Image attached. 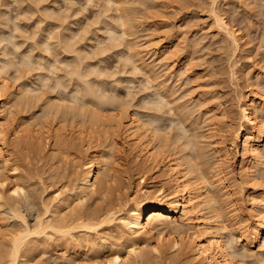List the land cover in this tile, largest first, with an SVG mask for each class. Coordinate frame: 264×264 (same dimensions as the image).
Returning a JSON list of instances; mask_svg holds the SVG:
<instances>
[{
  "label": "bare ground",
  "instance_id": "6f19581e",
  "mask_svg": "<svg viewBox=\"0 0 264 264\" xmlns=\"http://www.w3.org/2000/svg\"><path fill=\"white\" fill-rule=\"evenodd\" d=\"M46 1L47 0H45V2ZM112 1L117 2V6H116L117 14H115L116 17H113L114 18L113 20H117V21H112V19L110 18H109V21H107L108 18H106L107 17L106 15L102 22L105 23V21H107L105 26L108 24L107 25L108 27L106 26V29H105L103 28L104 26L102 25V28L100 26L99 29L100 31H103V29L107 30V32L109 33V36H108L109 40L115 39L117 41V38L119 40L122 39V38L120 39V37H122L120 35L124 36V34H129V33L135 34L137 32L136 31L137 29L135 30L134 29L135 27L134 26L132 27V24L134 25L135 23V22L133 23L132 21H134V18H135L134 16L136 15V12L133 11L135 10L134 9L135 6L133 7V9L132 8L130 9L129 7V10L133 12L129 11L127 7L125 8L124 4L122 3V2H125L124 0L123 1L122 0H112ZM142 2L146 3V2H150V0L149 1L146 0L145 2L144 0H141V3ZM212 3H213V5H211L212 10L214 12L215 20L218 23L219 30L223 32L224 36L227 37L225 38L229 40L232 43L233 47H235V49L237 50V47H239L241 43L240 42L241 36L238 33L239 31L237 32L236 29L231 28L228 25V22L225 21L224 18L218 13V10L215 9L216 0H213ZM52 7L53 6H51V8ZM46 8L47 10L50 9L48 6ZM3 9L0 11L1 17L4 16V13L6 14L5 12L6 10L5 9L3 10ZM106 11H108V9ZM44 12L45 10L43 11V13ZM130 12L131 14H133L132 18H131ZM40 13L42 14V12ZM48 14H50V12ZM52 15L50 16L52 17ZM109 15L108 17H111ZM40 17H43V16L41 15ZM55 19L57 18H54V20ZM56 21L58 22V19L55 20L54 22L56 23ZM40 22H43V21H40ZM55 23L52 25H56L55 27H57V24ZM58 23H60L58 24V26H60L61 21ZM118 26H120L121 29H118L117 28ZM57 28L58 30L59 28L61 29V27H57ZM68 28L69 26L68 27L65 26L64 29L67 30ZM36 30L35 32H38V30L37 31ZM56 30L53 33L55 34V36L51 34V36L53 35L52 37L56 38L55 42H53V40L52 42H50L51 39H48L47 37H45L49 41L47 39L42 38L41 44L43 42L42 45L45 46V49H48V50L54 49L57 55L62 54V52L66 53V55L64 56L63 62H65V64H68L69 67L70 66L72 67L71 69L72 73L70 71V76L68 77H71L70 79L74 78L77 81L76 82L73 80L76 83L75 86L74 84L70 86L74 82L70 83L71 80H69L68 78L67 80L66 79L67 76L65 77V75L63 76V74L61 73H56L55 71L53 72V70L57 66L55 65L54 69L52 68V66L55 64L53 61L52 62L54 64H52L51 62V66H50L49 64L50 62H49L47 63V66L44 67V65L46 64L45 62H43V60H40L41 58L40 59L37 58V60L33 58L34 56H32L31 54H34L33 49L35 50V47L32 49L33 53H31L29 49L31 56L26 55L23 59L21 58L23 63L21 64L18 63L16 59H15L16 60L15 62L13 59V54L5 50L6 49L5 43L7 42L6 40H8V38L10 39L12 35L10 37L6 36L7 31H5V29L0 28V185L4 186L7 183V177L5 174H3V172H1V170L5 169V167L8 166L7 164L9 163V161L11 163L10 159H12L10 156L11 154L6 152L8 148V140H9L8 137L10 135H12V140L17 145H20V144L22 145V143L24 142L25 144L27 143L29 144V140H31L30 143H33L34 141L35 143L34 145L38 144L37 146L39 145L43 146V144H45L46 142V138L48 137V135L52 134L53 139H54V149H66L67 150V149H72L77 144L78 145L84 144L85 146L89 147L90 150H87V152L89 151L87 153V160L83 162V165H84L83 170L77 176V182H76L77 188L72 192V195L70 197L69 196L60 197V194H58L59 196H57L56 198L57 202L55 203L47 202L46 211L48 213H54V216L53 217L48 216L46 218H43V217L39 218L38 227L32 228V227L26 226V227H23V229L17 230V232L13 233L10 236V240L8 241L10 243L9 244L10 250L8 249L9 250L8 255L6 254L8 257L5 255L6 257L3 258L4 255H2L0 257V264H19L20 261L22 262L21 260L22 256L23 258H25L24 256L27 255V253L30 254L31 249L34 246L33 244V246L29 247L30 241L32 239L35 240V237L32 238L30 236L33 233L40 234L42 232L49 236L57 235L59 237L60 244H62V247H63V244L66 245V247L71 244L73 246L75 245V247H76V244H78L79 246V243H77V241L79 240L80 241L83 240L82 241L83 244L87 243V245L88 243H92L93 246L86 245V250L84 253L85 255H88L90 250L93 249L92 247H94L95 245L96 246L101 245V247H98V246L97 247L99 249L101 248L102 250L106 251L102 259L98 260L99 257L96 256L98 254L94 253V251L96 252L97 250L92 251V253H94L95 256H93V254L89 255V258L95 260L96 264H133L132 262L133 258H135V262H136L138 260L137 258L145 257V254H147L145 245L150 244L152 238L154 237L157 238L158 240L157 241L158 243L156 246L158 251L164 252L167 250H172L170 253L171 255H173L175 259L179 260L180 258L181 259L189 258L193 261V264H256V259H255L256 254H260L261 256L264 257V192L260 193L259 189H257V186H254V188L250 190L248 195L250 196V199L252 200L251 205L253 207L252 206L251 207L254 210V212L252 211L253 217L248 222L246 227L240 228V229L236 228L237 230L235 231V228H234L235 226L231 224L230 219H229L230 218L228 215L229 209L227 206V203L229 201L228 196L230 197L232 194H234L233 192H235V190L231 187V182L228 176L229 171H227L226 169L228 168L226 166H229L228 165L229 161L232 159V157H230L229 155L227 156V153L228 154L231 153L230 155L234 156V153L237 150L239 141L242 140L243 155L241 158V170H242L243 175L249 181L254 177L255 172L259 171L260 169L263 170L264 172V94L259 96L258 92L254 89L251 90V92L249 93L239 90V94H237L238 95L237 99L239 102L238 103L240 107L239 111H240V117H241L242 122L238 124L233 123V117H232L233 114H231L232 113L231 109H229L227 106H225V108L223 107V109H220L222 107L220 106L221 105L220 103L223 104V102H225L224 101L225 96H223L224 94L219 93L220 95L218 94V96L220 97H217V98H216L217 94L216 93H215L216 95L214 94L215 101L220 100L221 97L222 98L224 97V100L218 101V103L216 102L214 103V105L210 104V103H213L214 101L210 102L209 104L208 102H206V99L207 98L209 99L213 95V92H211L212 95L210 97L205 96L206 97L205 100L204 98H202V101L200 100V97L198 96L204 93H200L198 96H196L197 97L195 98L196 101L197 99H199L197 103L203 102V103L208 104L206 105L207 107L205 110L206 113H210L212 110H214L215 112L216 111L215 107L218 106V104H220L219 109L221 111L219 112L218 110V112L219 114L220 113L222 114L221 116H219V114H216V112L214 114L210 113L211 115L207 114V118L209 119L207 121L209 122L207 121L206 122L210 124V126H208L210 139L206 142L207 143L206 144L205 140L201 139V136L204 135L203 132L206 129L203 132H198V129L201 128V121L199 125L198 123L199 121L196 118L194 119L193 117L194 120L198 121V122L196 121L192 122L193 124L198 123L197 126L191 123L195 128L191 127V124L189 122L192 119L193 113H195L198 110L194 106L197 103L192 105L194 106L193 108L196 109V111L193 108L192 109L189 108L191 105L188 104V101H185V102L190 106H188L187 104L186 105L182 104V106H180L181 105L180 104L179 106H177L179 109L178 111H176V109L173 110V111H176L174 112V114H176L177 112H181L180 114H178L180 117L175 116V118H178V117L179 118L173 119V116H172L173 114L172 113H171L172 115L170 114V110L172 108L174 109L173 105L175 103L174 102L172 103L171 99L169 98H171L172 93H173L172 91L174 90H171V91H169V89L166 90V87L165 89H162L163 85L162 84L160 85L159 83L161 81H159L158 83L155 82V80L159 77L160 72L159 73L154 72L155 71L154 69L153 72L158 73V77H156L157 76L156 74H155L156 76L153 75L152 69L156 66L155 65L156 63L153 62L154 60H151L152 63L154 64V65L152 64L151 67H150L151 64L149 65L148 63L150 61H145V62H147L146 67L149 66L148 68H151L149 70H151L150 73L152 72V74L150 75L149 72H148L149 74L147 73L148 75L147 77H149V79L147 80H148V83L150 81L155 82L156 84V87L154 90L155 94L153 90L150 89L151 87L154 88L153 87L154 84H153L151 87L149 86L150 87L149 89L154 94V97L153 99L149 97V95L151 96L153 95L152 93L151 94L149 93L148 97L143 95L144 97L143 105H142L143 107L141 108H144L145 104L148 105L150 102V104L152 103L151 105L153 106L155 105L154 107L151 105L150 106L155 108L156 112L153 113V111H155L154 109L151 112L152 114L149 113L150 111L148 112V114H150L148 115V117H143V115L141 114L145 112L146 110L143 111L141 109H138V106H136L135 102L132 103L130 100L127 101L122 98L121 100L119 99L118 101L117 99H115V97L114 99H112L113 96L111 97L109 95H106L108 96L107 98L103 94V92L105 91L107 92V89L106 90L104 89L102 94L100 92L102 91L101 87L102 89L104 88L103 86H100V91L97 90L99 89L98 87H96L97 89H95V86L93 87L92 82L90 81V79H88L90 78V75L94 70L93 71L91 70L92 72L90 71L91 63L87 62V57H86L87 55H85L86 48L84 49V51L81 45L79 48H76L77 46H75L76 45L75 42L77 41L75 40L72 41V38H69V40L67 39L68 37H72V36L67 35V32H65L66 34L60 33L63 31V28L61 31L59 30L57 34L55 33L57 32ZM84 31H87V30L84 29ZM51 32H53V30ZM36 35L37 34H35V36ZM100 35H103V34H100ZM44 36L41 35V37H44ZM84 36H82V41H83ZM86 37L87 35L85 36L84 39H86ZM97 37L101 39L102 36L99 37L97 35ZM38 38L40 40V37ZM38 38H37V41L39 42ZM55 38H52V39H55ZM104 38L105 40L103 42H107L108 41L107 36ZM12 39L15 40L16 38H12ZM100 39H97L98 42ZM8 41H11V40H8ZM19 42L15 41L14 45L18 47L20 44ZM167 42L169 41L163 40L160 42L159 40V42H157L158 44H154V46L153 47L151 46V48L154 50L153 55L161 51V53L165 54V56H162L163 59L165 58L167 62H169V60H171L172 62L173 56L175 57L177 54L176 53L177 50L174 49L175 50L174 51L173 50L174 47L172 48V45L170 44V42L169 43ZM33 43L35 44L34 40H33ZM72 43H75V45H73ZM110 43L108 44V46H105V48L104 46H102L103 51L100 48V50L102 51L100 52L102 54L104 53L105 50H107V48L110 49L111 46L113 47V45ZM36 45H40V42L39 44H36ZM109 45L111 46L109 47ZM114 45H117L116 42ZM135 45H136L135 47L131 46V48L128 49V52L130 53V54L128 53L130 55L129 58L132 60L134 67H137V68L140 67V69L141 68L144 69L145 62L143 64V58L144 56L146 58V55L144 54L147 52V50L144 53L142 49L137 48L138 46L137 44ZM21 46H22V43L19 47ZM140 47H143V46H140ZM160 48L162 49L160 50ZM52 51L53 50H51L50 52ZM69 52H71L72 54L74 53V56L68 55ZM40 54L42 53L40 52ZM131 60L129 61V64H132L130 63ZM175 61L173 60L174 63H172V65H175V63L177 62ZM167 62H164V63H167ZM186 62L187 63L185 65H188L189 60H187ZM24 64L25 66H28V68H30L29 69L30 71H31L30 66H32V68L38 67L39 68V71L37 73L39 75L38 78L39 77L42 78L45 84L46 82L47 84L50 83L49 79H52L51 78L52 72L53 74L56 73L55 74L56 76L55 87L57 85L61 89V91L64 90L65 93L66 91H69V93H71L70 97H71V101L73 105H75L74 102L75 103L77 102V105L75 106L78 107V103H79L78 108L73 106L72 108L74 110H72L71 108V110L68 109L67 111V109H65V111H63L64 110V109L62 110L63 104L60 103V101L59 102L56 100L50 101L51 100L50 99L45 102V105L47 108L46 109L44 108L43 111L41 110L43 114L42 113L37 114L38 118L40 117L41 114L43 115V116L41 115V118H40L41 120L37 119V122L38 120H40L44 126H46V122L47 123L49 122L50 125L51 123H54L55 127L53 126L54 127L53 131L52 129H45V128L44 130L43 129L44 126L43 127H33V126L30 127V124L27 123L29 122L28 121L29 118L27 117H26L27 120L26 119L25 121L17 120L18 123L13 125V123H15L14 120H16V116H17L16 114L17 106L16 105H19L21 102L29 101L30 94H33V92L36 90L35 88L36 86H34L33 85L34 83H32L31 81L29 82L28 81L27 82L17 81L19 77L22 75V73L20 72V69L22 65ZM33 64L34 65L36 64V65L33 67ZM25 66L22 69H24ZM169 66L171 69L172 66L171 65ZM96 67H99V64ZM188 67L189 65L185 69L187 70ZM92 68L93 67H91V69ZM100 69H97V72H99L98 70ZM97 72L96 71L94 72L96 73L95 75L101 74V71L99 73ZM152 75L155 76L156 78L155 79L153 78V80H150V76L152 77ZM98 77L99 76L97 75V78ZM192 77H195V76H192ZM218 78L217 80L220 79L222 81V77L219 79ZM194 79L196 80V77ZM220 80H219V84H222L223 82L220 83ZM213 82H215L214 84H217L216 81H213ZM16 83H18L19 86H17ZM164 83L163 84L166 85L165 80H164ZM143 84L145 83L143 82ZM192 89H194V87ZM167 91L170 92V96H169V92ZM189 91L191 92L190 89ZM62 93L64 94V92ZM128 93L130 95V93L132 94V91ZM145 97L147 99H152V100L150 101L148 100L149 101L148 102L147 99H145ZM66 98H69V96ZM177 100H173V101L176 102ZM183 100H181L182 103H184ZM113 102H115L116 105H114ZM117 102H119V104H117ZM88 103L93 106L100 107V108H102L104 105L106 106V104L107 105L110 104V106L112 107V110H114L113 112L115 113L113 114V116H111L112 118L110 117L109 120H106L103 122V125H104L103 128L96 129V127L98 128V124H96L97 119H98L96 113L93 112V114L89 116L88 118L86 114V109L88 108L86 106L88 105ZM168 106L170 108L169 110H166ZM162 107L165 109H163ZM145 109L147 108L145 107ZM148 110L150 109L148 108ZM161 110L162 111L166 110L165 111L166 113H168L167 111H169L168 115L162 116L164 111L162 112ZM159 111L162 112V114ZM199 111L201 112L204 110H199ZM200 112L198 114H200ZM202 114L198 115L199 119L200 117L202 118L201 116ZM48 116H50L52 120L50 118H47ZM166 116L168 117L171 116L170 117L171 125L170 127H168L169 125L168 126L166 125L167 130L164 129L165 126L160 125L163 122L162 118L163 120H166L167 118ZM198 116L196 117L198 118ZM42 117H45V118L42 119ZM49 119L51 122L49 121ZM88 120L93 121V123L89 124ZM187 121H188V124H187ZM39 122L37 123L38 125L41 124ZM204 123L205 122H203V124ZM172 124L176 126L174 133H170L174 130V128L171 127ZM189 124L192 129H190V127L188 126ZM111 125H113V127H116L117 125L118 129L122 130L123 143L125 144V147L129 150V152H131L134 155V161H135L134 164L138 166V167L137 166L135 167L134 165V168L137 169L140 167L142 168L144 166L146 169L144 170L145 172L140 174L139 183L143 182L144 180H149V183L138 188V190H136V193L138 191L139 192L137 193L136 196L126 198L125 200L121 202L123 205L122 206L123 212H121V214L118 216H117V212L119 211V208L117 209L116 207L115 209L114 206L116 205H113V202H112L114 201L113 198H110L111 200L108 206L104 205L106 206V208L101 205V207L95 210L92 209V211L91 210L83 211L80 208L74 207L73 209L75 210H71L69 212L66 210V208L67 206H70L69 201L72 202V200L74 199V197L72 198V196H76L78 200L82 202L88 196V194H90V192L92 191L104 192L105 190L106 191L108 190L112 192L114 189L120 190L121 188L120 182H113V181H116L118 176H115V177L113 176V178H110L111 172H109L107 164L105 165L104 161L102 164V159L104 158V155L101 152L102 151L101 147L100 148L98 147L100 146L99 145L100 143L101 145H103L102 135L104 134V137L106 135L107 136L106 140H108L107 138L111 135V134L109 135V133H112L111 131L115 129V128L112 129ZM68 126H70L69 130H68ZM197 127H200V128H197ZM169 128L171 129V131ZM204 128H207V127H204ZM109 129L110 130L112 129V130L110 131ZM96 131L100 133H97ZM188 131H191V132L193 131L191 133V136H189ZM206 133L208 134V131ZM186 134L188 135L184 136ZM44 139H45V142L43 141ZM95 141H98L99 144ZM93 142L97 143V145L95 144L94 146H92ZM103 143H105V141ZM224 143H226V146H224L225 145ZM208 144H213V147L211 148L213 149L212 150L213 152H210L211 154L207 153L208 150L206 151L205 149V147ZM227 146L228 148H226ZM228 157L230 158V160H228ZM106 161L107 160H105V162ZM137 170H135V172H137ZM146 171L150 172L151 174L148 176ZM131 177L132 176H130L129 174L127 179L130 180L132 179ZM21 183L22 182H19V180H15L11 187L12 191L15 193H18L22 190L26 191V189L23 187ZM119 192L117 193V196H116V203L118 202L117 204H119L120 200H122L123 191L120 193ZM106 221L107 223H110V222L112 223L113 221H115L113 222V224L110 223L111 225L109 227L105 228V229L108 228V230H110V232L112 233L111 235L112 237L114 236L118 239L124 238L126 240V245L124 246L126 252L124 254L122 250L119 248V246L118 248H116L113 245L114 243H112L111 245L113 246L112 248L109 245L108 241H106V238L104 236H103L104 238L102 236H100V238L99 236L96 237L98 238L97 240L94 239L95 236L93 237V239H91L88 236L89 234H91L90 233L91 231L88 232L87 230H91V229L96 230L97 228H99L98 227L99 224L101 225V223L103 222L106 223ZM78 228H81L82 230L81 234L83 233L80 236V239L77 240L75 238V241H76V243L74 241L75 244L74 243L68 244V242H73L72 240L74 239L73 238L74 232ZM165 233H166V236H165ZM57 236H56L57 238L56 241L58 240ZM70 237H72L73 239L70 240ZM108 240L111 241L110 239ZM256 243L258 244V249L254 250V245ZM60 244H58L57 246H60ZM89 246H92L91 249H89ZM34 247H33V250H34ZM29 248H30V251H29ZM94 249H97V248L95 247ZM65 253L66 251L64 250V254ZM72 254L73 253H70L69 254L70 256L69 255L68 256L71 257ZM65 257H64V260H66ZM61 259H63V257H61ZM71 260L66 261V262H63L62 260V263L60 262V264H73V263L75 264V261L77 262V260H75L72 263ZM57 262L59 261H56V264H59Z\"/></svg>",
  "mask_w": 264,
  "mask_h": 264
},
{
  "label": "rangeland",
  "instance_id": "374dc122",
  "mask_svg": "<svg viewBox=\"0 0 264 264\" xmlns=\"http://www.w3.org/2000/svg\"><path fill=\"white\" fill-rule=\"evenodd\" d=\"M124 1L125 2H122V3L124 4L125 8L126 7L128 8V10H129V7L130 9L131 8L133 9V7L135 6L134 7L135 10L133 11L136 12V15L134 16L135 18H134V21L132 22L133 23L135 22L136 24L135 23L134 25L132 24V27L134 26L135 27L134 29L135 30L137 29L136 30L137 32L135 34H132V33L124 34V36L120 35L122 36L120 37V39L121 38L122 39L119 40L117 38V41H116L115 39L113 40L112 38H111L112 40H109V37H108L109 33L107 32V30L103 29V31H100L99 29L100 26L102 28V25L104 26L103 28L106 29V26L108 24L106 26L105 24L107 23V21H109V18L112 19V21H117V20H113L114 19L113 17H116L115 14H117V9H116L117 2L116 1H112V0H89V1L88 0H47L45 2V0H39V1L37 0H25V1L24 0H20V1L19 0L18 1L17 0H1L0 1V11L4 8L6 10L5 11L6 14L4 13L5 17L2 16L3 18L0 15L1 17L0 22L2 21L0 23V26H1L0 28L5 29V31H7L6 36L10 37L11 35L12 36L14 35L13 37L12 36L11 37L16 38L14 40L10 37V39L8 38V40H11V41H8V40H6L7 42L5 41L6 42L5 50L9 51V53H12L14 61L16 62L17 60V62L20 64L23 63L22 59L26 55H30L33 52L34 54H31L32 56H34L33 58H35L36 60L37 58L38 59L41 58L40 60H43V62H45L46 65H44V67H46L47 63L49 62L51 66V62L53 61L55 64L52 62V64H54L52 68L54 69V66L57 65L55 68L56 70L55 69L53 70L50 67L53 70V72L55 71L56 73L63 74V76L65 75V77L67 76L66 79L68 78L69 80H71L70 83H72L76 81L74 78L70 79L71 77H68L70 76V71L72 73V70H71L72 67L71 66L69 67L68 64H65V62H63L64 56L66 55V53L62 52V54H59L61 56H59L56 54V51H54V49H51L53 51L50 52L51 50L45 49V46L42 45L43 42L41 44L42 38L44 39L48 38V39H51L50 42H52V40L53 42H55L56 38L52 37L53 35L55 36V34L53 33L57 27H61V29L59 28L60 31L63 28V31L60 32L61 34H64L65 32H67V35L72 36V37H68L67 38L68 40L69 38H72V41L74 40L77 41L75 42L76 45L75 43H72L73 45L77 46L76 48H79L80 45L81 47H83L82 48L83 51L86 48L85 55H87L86 56L87 62L92 64V65L90 64V71L94 70L93 72L91 71L92 77L89 74L90 78L88 79H90V81L92 82L93 87L95 86V89H97L96 87L99 88L97 89L98 91H100V86L104 87L103 89L101 87V90H102L100 91L101 94L104 91V89L105 90L107 89V92L106 91L103 92L105 97L108 98V96L106 95H109L111 97L113 96L112 99H114L115 97V99H117L118 101L119 99L121 100L122 98L127 101L130 100L132 103L135 102L136 106H138V109H141L143 111L146 110L145 112L142 111L143 113L140 112L142 113L141 115H143V117H148V115H150L148 114V112L150 111L149 113H151L155 109L153 108L155 105L153 106L151 105L152 103L150 104L149 102L150 100L153 99L154 94H155L154 92L155 87H156L155 82L158 83L159 81H161L162 83L159 82L160 85L162 84L164 86V87L162 86V89H165L166 87V90L168 89L169 91L174 90L172 91L173 93H172L171 98H169L171 99L172 103L173 102L175 103L173 105L174 109L172 108L171 109L172 111L170 110V114L171 113L173 114V115L171 114L173 116V119H178L180 117L178 114H180L181 112H177L176 113L177 115L174 114V112L179 110L177 106H179L180 104H181L180 106H182V104L186 105L187 103L185 101H188V104L192 106L199 101V99H197L196 101L195 98H197L196 96H198L200 93H204L198 96L200 97V100L202 101V98H204L205 100V98L207 96L210 97L212 95L211 92H213V95H212L213 97L211 96L210 97L211 99L210 98L206 99V102H208V104L214 101L213 103H210L214 105V103L216 102L218 103V101L224 100V97L223 98L221 97L220 100L215 101L214 97L216 94H217L216 98L220 97L218 96L219 93L224 94L223 95L225 96L224 101L228 103L227 104L223 102V104L225 103L226 105L225 104L223 105L222 103H220L221 105L218 104V106L215 107L216 114H219V112L221 111L220 109H223V107L225 108V106H227L232 111L231 114H233L232 116L233 123L235 124L241 123L242 121H241L240 111H239L240 107H239V104H238L239 102L237 99L238 97L237 94H239V90L249 93L251 92V90L254 89L258 92L259 96L264 94V0H216L215 9L218 10V13L224 18L225 21L228 22V25L231 28L236 29L237 32L239 31L238 33L241 36L240 38L241 43L239 47H237V50L235 49V47H233L232 43L226 39L227 37L224 36L223 32L219 30V26L215 20L214 12L211 6L213 5L212 3L213 0H150V2H146V3H143V2L141 3V0L140 1L139 0H124ZM145 1L146 0H144V2ZM45 6L46 7L48 6L52 12L50 11V9H48L49 10L48 11ZM51 6L53 7L51 8ZM43 9L45 10L44 13L46 15L43 13L44 11ZM107 9L108 11H106ZM40 12H42V14ZM49 12L50 14H48ZM131 12H130V15L132 18L133 14H131ZM41 15L43 17H40ZM50 15H52V17ZM106 15H107L106 18H108V20L105 21L104 23L102 21L104 20V17ZM108 15L111 17H108ZM54 18H57L58 22L61 21V25L63 24L64 26L63 25H62L63 27L61 25L58 26V24L60 23H58L57 21L55 23L54 21L57 19L54 20ZM40 21H43V22H40ZM16 23H18L20 26ZM54 23L57 24V27H55L56 25H52ZM14 24H16L17 26ZM65 26L66 27L69 26L68 28L69 30L67 29L68 31L64 29ZM22 27L23 29L24 28L26 29L23 30ZM117 28L121 29L120 26H118ZM36 29L38 30V32H35ZM84 29L87 31H84ZM50 30L51 31L53 30V32H51ZM59 30L57 28L56 30L57 32L55 33L57 34ZM34 32L35 34H37L36 36ZM51 34L53 35L51 36ZM100 34H103L104 36ZM41 35L42 36L45 35V36L41 37ZM84 35L85 36L87 35L86 39H84L85 38ZM97 35L99 37L102 36L101 39L98 38ZM105 35L108 38L107 42L110 41L111 43L110 42L109 43L113 45V47L109 45V47L110 46L111 47L110 49L107 48V50H105L104 48L105 46H108L109 43L103 42L105 40L104 37H106ZM82 36H84L83 41H82ZM38 37H40V40ZM37 38L40 42V45H36V44H39V42L37 41ZM52 38H55V39H52ZM97 39H100L99 42ZM33 40L35 44L33 43ZM159 40L160 42L163 40L169 41L170 44L172 45V48L174 47L173 50L174 49L177 50L176 51L177 54L175 53L176 56L175 57L173 56V59L171 57L172 62L171 60L167 62L165 58L163 59L162 56H165V54L161 53V51L153 55L154 50L151 48V46L153 47L154 44H158L157 42H159ZM15 41H18V42L20 41L19 46L21 45V43H22V46L17 47L16 45H14ZM113 42L114 44L116 42L117 45H114ZM135 44H137L138 45L137 48L142 49L144 53L147 50V52L144 54L146 55V58L144 56L143 64L145 61H150L148 63L149 65L151 64L150 65L151 67L153 64L151 60H154L153 62L156 63L155 64L156 66L155 67L153 66L154 68L152 69V72L154 69H155L154 72H158V73L160 72L159 73L160 79L158 77V73L153 72V75L156 74L157 76L156 75L155 76L158 77L156 79L157 81L156 80L155 82L150 81V80H153V78L154 79L156 78L155 76L152 75V77L150 76V80H149L150 82L148 83L147 79H149V77H147L148 76L147 73L148 72L150 73L151 70L149 69L151 68H148L149 66L146 67L147 62H145L144 64L145 65L144 67L146 68L147 72L145 68L140 69V67L139 68L134 67L132 60L129 58L130 53L128 52V49L131 48V46L135 47L136 46ZM102 46H104L103 49L105 50L103 54L101 53L103 51ZM140 46H143V47H140ZM34 47H35V50L33 49ZM100 48L102 51L100 50ZM32 49H33V52H32ZM161 49L162 48H160V50ZM40 52L42 54H40ZM36 55H38L39 57ZM68 55L74 56V53L72 54L71 52H69ZM130 60H131L130 63L132 64H129ZM173 60L177 61V62L175 61L176 62L175 65H172V63H174ZM187 60H189L188 62L189 67L186 70L185 68L188 66V65H185L187 63L186 62ZM164 62H167V63H164ZM97 63L99 64V67H96L98 65ZM35 65L33 64V67ZM169 65L172 66L171 69ZM24 66L25 64L22 65V67L20 66L21 67L20 72L22 73L23 76L21 75L22 76V77L20 76L21 79L19 77L17 81L19 82L31 81L32 83H34L33 85L36 86L35 87L36 92L34 91L33 94H30V100L28 99L29 101L21 102L19 105H16L17 106L16 108L17 116H16V120H14L15 123H13V125L18 123L19 120L25 121V119L27 120V118L30 119L32 117L30 120L28 119L29 122H27L30 124V127L31 126L43 127L44 125L41 123L40 118H41V115L43 114L42 111L44 110V108L45 109L47 108L45 105V102L50 99H51L50 101H53V100H56L58 102L60 101V103L63 104V106L61 104L62 110L64 109L63 111H65V109H67V111L68 109L71 110L73 106L77 105V102L75 103L74 101L73 102L75 105H73L71 101V97H70L71 93H69V91H66L65 93V91L64 90L61 91V89L57 85L55 87V82H56L55 74L56 73L53 74L52 72L53 75L50 73L52 79H49L50 83L47 84L46 82L47 84L46 85L43 82L42 78L40 77L38 78L39 76L37 74L39 71L38 67L32 68V66H30L31 67V71H30L29 70L30 68H28V66H25V68L22 69ZM91 67H93L94 69L93 68L91 69ZM182 67L184 70L182 69ZM97 69H100L98 70L99 72L101 71V74H97L99 76L98 78H97V75H95L96 73H94L95 71L97 72ZM152 72L150 73V75L152 74ZM192 76H195L197 81L194 79L195 77H192ZM218 76L219 78L222 77V81L218 78ZM216 77L220 80V83L222 82L223 83L219 84V80H217ZM101 78L102 80L103 79L104 80L102 81ZM96 79L97 81L98 80L99 81L97 82ZM164 80L166 82V85H164L165 84ZM213 81H216L217 84H214L215 82ZM99 82L102 84H100ZM143 82L145 84H143ZM16 84L17 86H19L18 83ZM73 84L75 86L76 83L74 82L70 86H72ZM152 85L154 88L151 87ZM193 87L194 89H192ZM195 87L197 88V90ZM149 88L153 90L154 94ZM189 89L191 90V92L189 91ZM130 90L132 91V94L130 93L129 95L128 92H131ZM62 92H64V94ZM149 93L150 94L152 93L153 95L151 96L149 95ZM143 95L146 97H148L149 95V97L152 99H147L145 97L147 101L149 100L148 101L149 104L147 103L149 106L145 104L144 108H141L143 107L142 106L143 99H144ZM65 96L66 97L69 96V98H66ZM169 96H170V92H169ZM180 96H182L183 98ZM173 100H177L179 104L177 101L176 103ZM181 100H183L184 103H182ZM115 102H113L114 105H116ZM202 103H197L196 104L197 106L194 105L198 109L197 110L198 112L196 111V109L193 108L194 106L191 107L190 105L187 104L188 106H190L189 108L191 109L193 108L196 111L195 113H193L192 119L190 118L191 121L189 120L188 121L191 124L192 122L196 121L194 120L196 118L199 121V122L196 121L199 123V125L201 121V128L203 130L200 127H197V128H200L198 129V132H203L206 129L203 132L204 133L203 136L205 137L201 136V139L205 140V143H206L210 139L209 127H208L210 126V124L207 123L209 122L207 121L209 120L207 118V114L211 115L210 113L214 114L215 112L214 110H212L210 113H206L205 111L207 108L206 105L208 104L203 103L205 104L203 105ZM117 104H119V102H117ZM150 105L153 107H151ZM219 105L222 106L220 109H219L220 107ZM78 107H79V103H78ZM86 107H88L86 109V114L88 118L89 116L93 114V112L96 113L97 115L98 119H97L96 124H98V128L96 127V129L103 128L104 127L103 122L106 120H109L110 117L113 116V114L115 113L113 112L114 110H112V107L110 106V104L108 105L106 104V106L104 105L102 108H100V107L93 106L88 103ZM145 107L147 109H145ZM148 108L150 110H148ZM169 108L170 107L168 106L166 110H169ZM175 109L176 111H173ZM72 110L74 109L72 108ZM199 110H204V111H201L204 114H202ZM154 112H156V109L155 111H153V113ZM162 112L160 113L162 114ZM164 112L162 116L168 115L169 113V111H167L168 113L165 112V114ZM199 112L200 114H202L201 115L202 118L200 117V119L198 116L200 115L198 114ZM39 113H42V114L38 118L37 114ZM195 115L198 116V118ZM221 115L222 114L220 113L219 116ZM175 116L176 117L179 116V117L175 118ZM166 117H167L166 120H163L162 118V121L163 122L165 121V122L164 123L162 122V124H160L161 126H165L164 129H166V125L167 126L169 125L168 127H170L171 125L170 124L171 116L169 117L166 116ZM44 118L45 117H42V119ZM47 118L51 119L50 116H48ZM37 119H40L38 120V122L40 121L39 123L41 124L39 125L37 124L38 123ZM33 120L34 121L36 120L35 122L37 123H35ZM188 121H187V124H188ZM30 122L33 124H31ZM203 122H205L206 124L205 123L203 124ZM88 123L92 124L93 121L88 120ZM52 124L54 123H51L50 125L49 122L48 123L46 122V126H44L43 129L44 128L52 129L53 131L55 124L54 125ZM190 124L188 125L189 127H190ZM192 124H191V127H194L193 125L197 126L196 123L193 125ZM111 126L110 127L112 129L113 128L115 129L114 130L111 129L112 131L109 129L112 132V133H109V135L110 134L111 135L107 138L109 141L106 140L107 136L105 135L104 137V134H103L102 135L103 145H101V143L99 144L98 141H95V142H97L100 145L98 147L99 148L101 147V150H102L101 152L104 155V158H106V159L104 158L102 159V164H103V161L105 165L107 164L109 172H111L110 178H113V176L114 177L118 176L116 181H113V182H120V187H121L120 190L114 189L112 192L108 190L107 191L105 190L104 192L92 191L90 192V194H88V196L82 202H80L76 196H72V198L74 197V199L73 200L71 199L72 202L69 201L70 206H67L66 208L67 211L70 212L71 210H75L73 209L74 207L80 208L83 211H87V210L92 211V209L95 210L101 207V205L108 206L110 204V200H111L110 198H113L114 201L112 202H113V205H116L114 206L115 209L116 207L117 209L119 208V211L117 212V216H118L121 214V212H123L122 210L123 205L121 202L125 200L126 198L136 196L137 193L139 192L138 191L136 193V190H138V188L142 187L143 185H146L149 183V180H144L143 182L139 183V176L140 174L145 172L144 170L146 169L144 166L142 168L139 166L140 168H137L138 170L134 168V165L135 167L137 166L136 164H134L135 162L134 155L131 152H129V150L125 147V144L123 143L122 130L118 129L117 125H116L117 128L113 127V125ZM174 126L175 125L172 124L171 127L174 128V130L170 133L175 132L176 126L175 127ZM202 126L207 127V128H204ZM191 127L190 129H192ZM69 128L70 126H68V130ZM207 131H208V134L206 133ZM188 132H189V136H191V133L193 131L192 132L188 131ZM97 133H100V132H97ZM187 135L188 134L184 136H187ZM8 139H9L8 148L6 152L11 154L10 156L12 159H10L11 163L9 161V163L7 164L8 166H6L5 169L1 170V172H3V174H5L7 177V183L4 186L0 185V257L4 255L3 258H5L8 255V252L10 250L9 249L10 243L8 241L10 240V236L13 233L17 232V230L23 229V227H26V226H29L32 228L38 227L39 218H42V217L46 218L48 216L50 217L54 216V213H48L46 211L47 202H50V203L57 202L56 198L57 196H59L58 194H60V197H63V196L70 197L72 195V192L77 188V185H76L77 176L83 170V166H84L83 162L87 160V153L89 152V151L87 152V150H90L89 147L85 146L84 144L83 145L77 144L72 149H67V150L66 149H54V139H53L52 134L48 135V137L46 138V142H45V139L43 140L45 142V144L42 143L43 146H40V145L37 146L38 144L34 145L35 144L34 141L33 143H30L31 140H29V144L28 143L25 144L24 142L22 143V145L21 144L17 145L12 140V135H10ZM104 141L105 143H103ZM95 142H93L92 146H94L95 144L97 145V143ZM224 144H225L224 146H226V143ZM212 147H213V144H208L205 147L206 151L208 150L207 153L213 152L212 151L213 149H211ZM226 148H228V146ZM235 153H234V156L230 155L231 153L230 154L227 153V156L229 155L230 157H232V159L230 160V158L228 157V160L230 161H229V164L227 163L229 166H226L228 167L226 169L227 171H229L228 176L231 182V187L235 190V192H233L234 194H232L230 197L228 196L229 201L227 203V206L229 209L228 215L230 217L229 218L230 222L231 224H233V226H235L234 228L236 231L237 229L246 227L248 222L253 217L252 211L254 212V210L252 209L253 206L251 205L252 200L250 199V196L248 194L250 190L254 188V186H257V189H259L260 193L264 192V172L263 170L258 169L259 171L254 173V177L248 181L246 177L243 175L242 170H241V158L243 155L242 140L239 141V144H238V147ZM105 160L107 161L105 162ZM135 170H137V172H135ZM146 173L148 174V176L151 174L150 172H147V171ZM129 174L130 176H132L131 177L132 179L130 180L127 179ZM15 180H19V182H22L21 184L26 189V191L22 190L18 193L13 192L11 187ZM119 191L120 192L123 191L122 200H120V203L117 204L118 202L116 203V196ZM104 207L106 208V206ZM113 222L112 223L110 222V223L113 224ZM110 223H107L106 221V223L103 222L101 223V225L99 224L98 225L99 228L96 229L97 232L94 229L87 230L88 232L91 231L90 232L91 234H89L88 236L91 239H93V237L95 236L94 239L96 240L98 239L96 237L99 236L100 238V236L102 237L104 236L110 246L112 245V243H114L113 245L116 248H118L119 246V248L122 250L124 254L126 252L125 247H124L126 245V240L124 238L118 239L114 236L113 237L111 236L112 233L110 232V230H108V228L105 229L106 227H109L111 225ZM76 231L74 232V236H73L74 239L70 237V240L73 239L72 240L73 242H68V244L74 243L75 238L79 240L80 236L83 234V233L81 234L82 232L81 228H78ZM56 236L57 235L49 236V235L44 234L43 232L40 234L33 233L30 237L32 238L35 237V240L31 238L32 240L29 243V247L33 246L34 244L35 246V247L33 246L34 250L32 247L30 251V248H29L30 254L27 253V255L24 256L25 258H23L22 256V259H21L22 262L20 261L19 264H56V261H59L57 263L60 264V262L62 263V260L63 262H66V261H70L71 258H72L71 260L72 263L75 260H77V262L75 261V264H96V261L93 259H90L89 255L93 254V256H95L94 253H96L98 254L96 256L99 257L98 258L99 260V259H102V257L104 256L106 252L105 250L98 248V247H101V245L100 246L97 245L98 247L96 245L92 247L93 246L92 243H88V245H92V246H89V249H91V247L93 249L90 250L91 253L89 252L88 255H85L84 253L86 250L87 243L83 244L82 239H81L82 241L80 240L77 241V243H79V246L78 244H76V247H75V245L73 246L71 244V245H68L70 247L69 248L68 246L66 247V245L64 244L62 247V244H60L58 236H57L58 237L57 241L59 243L56 241L57 239ZM165 236H166V233H165ZM108 239H110L111 241H109ZM157 241H158L157 238L155 237L152 238L150 244L145 245L146 251H147V254H145V257L137 258L138 260L136 262H135V258H133V261H132L133 264H193V261L189 258H183V259L180 258L179 260L175 259L173 255H171L170 253L172 250H167L164 252L158 251L156 248L157 243H158ZM58 244H60V246H57ZM95 247L97 249H94ZM111 247L113 248V246ZM63 248L66 251L65 254L69 252L67 255L64 254ZM66 249H68L69 251ZM257 249H258V244L256 243L254 245V250H257ZM94 250H97V251L95 252ZM92 251H94V253H92ZM70 253H73L71 257H69ZM61 257H63V259H61ZM64 257L66 258V260H64ZM255 259H256V264H264V257L261 256L260 254H256Z\"/></svg>",
  "mask_w": 264,
  "mask_h": 264
}]
</instances>
